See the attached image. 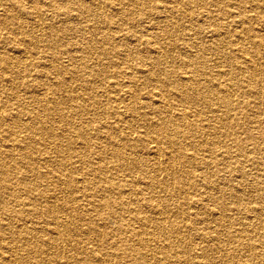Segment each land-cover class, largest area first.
<instances>
[{"label":"rangeland","instance_id":"rangeland-1","mask_svg":"<svg viewBox=\"0 0 264 264\" xmlns=\"http://www.w3.org/2000/svg\"><path fill=\"white\" fill-rule=\"evenodd\" d=\"M18 1L19 3L12 4L11 6H7V4L4 3L0 5V18L3 17L5 11L15 16V18L4 28L18 41H13L11 39L4 38L3 35H0V55L2 53V55L6 56L8 59H12L11 61H13L16 57V53L13 48L16 45L15 42H17L29 50V57L33 59L34 63L30 64L23 72H21V74L16 75L14 81H10L6 78L5 73L0 72V75H4V78L0 80V106L3 107V110L8 109L9 113L12 114V119L5 120L2 124L0 122V163L11 166L19 163L21 167L25 166L24 168H26V165L20 161L17 162V160L12 159L13 156H10L8 160V155L5 157V154L2 152L4 146H6V144L10 141V137L7 138L4 133L9 126L13 124L14 119H16L20 120V127L22 126L26 135L40 140V143H36L33 148L34 154L32 159H36V161L32 162L30 165L32 168L38 170L34 171L35 173L31 176H29L25 171L18 172L17 169H14L12 174H8L5 177L2 175L0 178V218H6L7 220L5 221L10 220L11 226L14 227L15 222L22 217L18 218L15 216L17 213L13 214L14 211H10L13 210V206L8 203V198L12 197L17 200L16 197L19 196L22 200L27 201L28 198H30V193H33L35 189L41 190L46 186L48 194H51L52 196L51 203H56L54 204L56 210H54L48 217L54 218L56 215L59 220L69 222L70 214L68 216L67 210H63L60 204H72L71 196L73 194L77 195L80 199L86 202L85 200H88L86 193H90L92 196L94 194L101 195L100 185L112 186L111 189L115 190L106 199L110 198L113 209L111 214H115L119 221L127 220L126 217L129 215L128 213L123 214V208L119 207L120 203H123L122 205L128 203L129 207L133 208V206L136 205H134L131 201L138 199L140 196H146L147 198L149 196L153 200H161V198L166 200V214L168 213L167 217H170V219L167 218L169 223L170 221L173 222V220H183L188 222L191 219L194 223L198 222L196 225L197 229H194L192 233L190 231H186L183 236L177 235L176 237H172L170 242H167L166 237L163 236L157 238L156 242H158V244L156 247L157 250L163 252V264H206L207 261L213 263L218 260L237 259H239L238 263H242V259H246V257L241 255L240 252L245 253L246 250L241 248L238 249L232 257L222 259L218 254L219 251L213 249V245L207 246L205 249L206 252L203 255L197 252L199 246L201 247L205 244L202 243V241L212 236L211 233L206 232L210 230L208 225L211 224L210 221H214V219L206 220V217L215 216L210 214L195 216L193 209L190 207V202L193 196L199 197L201 192L204 190L203 184H205L206 179L202 180L199 175L204 170L207 171H205V175L208 177L206 182L210 181V185H212L210 190H212L216 198H219L221 195L222 197H229L230 194H232L227 186L229 183L232 184L231 186L237 185L238 188L247 189L251 182V175H261V172L264 170V136H262L264 134L255 132L260 129V125H258L260 124V118L264 117V89L261 90V88H263L264 77L258 78V87L260 90H257L255 92L256 94L247 93L246 91L248 90L249 85L247 82H244V80L241 81L245 72L243 73V70L239 67V65L242 66L243 61L240 57L242 51L245 57H249L251 59V66L254 67L257 74H260L263 71L264 0H259L260 8L258 10V15L260 17L263 16L261 18L256 17L255 5L257 0L251 5V0H193L191 5L186 6L188 8V14H185V16H181V6H179L178 10L172 11L174 9L172 8L173 3L167 2L166 0H151V3L146 7L145 11H132L130 15L131 18H137L134 19L131 24H127L131 28L132 32L143 36H147L148 34L153 36L156 35L154 39H156L161 45V52H163L165 60L156 66L150 60L155 59L158 55H156V53L154 54V52L150 49H148V52H144V45L133 40V37L130 36L128 29L124 28L125 25L124 27L119 28L118 24L120 23L116 20L119 18L118 15H116L117 13H114L118 11V9L115 10V4H111V2H115L116 0H95L96 6L98 7H93V13L88 17H77V19L74 17V14L76 13L73 15L63 14L61 10H57L59 8L55 7L56 5L50 7L49 10H44L43 13L41 9H36L35 11L41 12L36 13L32 12L29 8H25L29 4L28 1L30 0ZM37 1H39L42 5H46L47 2L51 0ZM55 1L58 4H62L64 0ZM75 3L76 2H73V5ZM18 4L24 5V7H21ZM155 9L160 10L156 11ZM149 13L152 14L151 17H147ZM236 13L245 15L243 23L237 22V18L234 16ZM171 17L175 18L174 22L170 25L172 32L168 35H160V29L158 27L163 24L165 19H171ZM64 22L70 25L80 24L83 26V29L79 33L70 32L64 34L57 47L56 44L53 47L50 44H47V40L50 38L49 33L47 32V26L52 25L53 27H57L62 25ZM92 25L96 26L93 31H91ZM215 28H217V31L214 32V34H211V30H214ZM241 28L242 30L245 28V31L246 28H250V30L248 32H236V30H240ZM94 31L97 32L96 37L99 43L96 48H91L88 44V40L93 38L92 34ZM28 35L35 36L39 40V46H31L28 43ZM216 37H220L219 40L216 41L219 43V47L218 50H213L212 47L210 48V45L216 43L211 42L212 40H215ZM45 43L50 46V48H48ZM120 45H123L124 49H126L125 53H133L136 51L138 55H144V58L137 60L130 57L127 59L124 57L125 53L123 56L119 54L121 48ZM79 46H82V48ZM64 47L65 50H63ZM73 54H75L78 58L80 57L85 59L87 64H89L93 70L97 66L98 71L95 72V75H91L94 80L89 83V85L86 86L88 88L84 90V92L87 93L86 96L91 97L88 101V109L91 108V110H87V112L81 114L79 117L76 115L74 116L72 114V110L67 108L72 103L71 100H69L65 103V105H63L64 116L62 118L66 121V117L68 115H73L74 119L71 118L73 123L84 129V131L90 136L89 139L75 134L74 129L71 130L69 126L64 124L66 123L65 121L64 123L61 122L60 111L59 118L53 113L49 116H45V112L40 109L39 103L36 100H33V96H35L36 93L38 94V92L28 88V84L34 82H44L46 84L50 83L52 77L54 75H58L57 69L59 68L64 71V68L68 67L64 73L67 71V76H71L72 74L75 75L76 72L74 71L76 69L72 66V62L69 59V56H72ZM158 54L160 55L159 52ZM196 54H202L203 57L201 62L197 64L199 70H194V73H192L191 70L193 69L190 67H182L180 62L183 59H186V56ZM64 60H66V62L70 61L68 65L64 62ZM11 61L8 65L12 66L13 63ZM52 64L56 68H53L51 73V71L47 69L51 67ZM146 64L149 65L148 68L153 70L155 78L157 77L161 79L160 83L146 81V73L141 70L142 68L147 69ZM43 70H46L47 73V76L45 77L42 73H40V71L42 72ZM55 71L57 74H55ZM77 72L78 74L81 73L82 75H88L87 71L80 70ZM64 75L65 74H63V76ZM188 76H192L189 83L194 89L200 92L203 91V93H207L208 95L202 96V99L198 102L183 101L180 103L178 100H175L174 91L176 88H181V90L184 91L183 85L187 82L186 78H189ZM132 77L133 79H137L136 82L138 85L129 82ZM20 78L22 79L20 80ZM72 80L73 79H70V77H66L65 89L67 90H62L61 92L59 91V94H57L58 97L59 95L61 96V100L67 96L65 94H68V90L72 95L81 94V88L77 83H73ZM175 81H178L180 85L177 86L174 84ZM128 90H130L131 93H127ZM158 90H162L165 94H167L171 105L170 110H172L171 115H177L181 109L191 112L189 113L190 115L188 118H181L177 119L176 122H172L171 128L177 133L173 137L175 142L177 141V145L175 144V147L173 144L172 147L175 148L176 157L180 152L189 153L190 151L191 154H194V156L192 157L193 159H189L191 161H189V164L187 165L188 167L183 165L179 167V169H181V174L183 175L182 185L177 183V186H174V189L171 188V186L168 187L171 191L170 189L161 190L156 188L154 192L151 193L148 189H137V185L134 182L135 188L132 190L130 185L127 186L130 182L128 179L141 181L144 176L153 177L154 171L148 163L144 166L145 169L143 173L139 171V165L137 163H134L135 167H132L129 164L122 165V162H120L115 155L116 147L111 146V143L113 140L121 143L120 145H122L123 155H126L131 160H134L135 158L143 160L144 157L146 159L150 158L151 148H149L150 146L147 144V141H137L139 145L134 149L133 147H129L127 145V143L130 142L124 140V138L127 137V132H136V134L145 133L150 137H155L156 133L151 129V124L154 123L152 118L157 120L161 117L162 115L160 110L162 108L159 107L160 103L151 97L150 92ZM10 91H13L16 97L11 96L9 94ZM210 92H213V95L210 94ZM220 92L222 93L220 94ZM132 96L136 97V101H143V103L136 104V111H125L126 106L132 102L129 101L132 100ZM221 96H227L230 99V103H222L220 99L217 98ZM150 103H153L155 108L147 106ZM97 104L99 105L96 106ZM119 115H127V119L125 118L124 122L118 124V129H116L114 125ZM31 117L34 120L38 117H44V123L49 130L48 134L42 135L37 131L33 132L26 128L24 124H29L32 121H29ZM176 118L177 117H173V119ZM250 118L255 122L252 123L253 121H250ZM223 119H225L224 121L226 123L225 128L228 126L231 130L229 134H227L224 129L219 127V125H221V120ZM245 119H247V121ZM85 120H87V123L84 122ZM23 121L24 123H22ZM176 123L179 124L177 125ZM245 123L249 125L247 126ZM107 125L110 127H106ZM120 125L122 128L119 127ZM250 125H256L258 128L256 126L251 127ZM185 128L188 129V133L186 132V134ZM121 133L124 136H122ZM250 134L252 136L254 135L256 142L259 143L258 148H254L255 144L251 142ZM146 139L149 140V138ZM242 142H247L244 151L242 148ZM165 144L168 146L167 143ZM165 144L162 145L166 147ZM216 152L218 153L216 154ZM207 153H210L213 157L212 159L214 160L213 164L210 166V169L212 168L211 175L209 174V168L206 163ZM98 165H103L105 167L102 168V174L96 172L97 169H95V167H98ZM26 169H28V167ZM40 170L42 172L44 171V173L48 175V178L36 174L37 172H40ZM48 171L49 174L47 173ZM87 172L89 174H87ZM7 179H12L13 183H8ZM25 179L34 183V190H30L29 184H20L22 182L21 180ZM47 179L49 180L48 184H46ZM83 179H88V183L85 187L82 186ZM188 180L193 183V186H195L194 190L188 187ZM62 182L65 184L62 185ZM255 183L257 188L264 187V177H262L261 180L255 181ZM6 185H8V187H6ZM7 191H10V193L12 191L14 192L10 194ZM117 193H121V195L118 196ZM38 199L39 198H37V200ZM223 199L233 201L235 204H238L240 209H242L232 218L236 227L241 229L249 227L247 222L251 219L256 220V216L261 220V224L264 228V215L255 212L254 209L251 211H245L247 207L251 208L252 206L254 208L255 205H264V198L244 197L241 201H239V203L236 202L237 199ZM220 202L223 204L222 199L219 202L212 201V204L214 203L213 205L220 206ZM176 203H178L179 206ZM137 206L141 208L143 214H152L151 208L145 203H139ZM162 206L164 205L162 204ZM241 206H245V208H242ZM77 211L79 213V219L75 223L77 228H74L67 235L61 234V238L59 235L57 236V246L59 248H63V250L67 248V245L65 244L66 242L64 243V241H67L69 238V252L66 255L59 254V251L55 248H51L43 244V251L40 254L41 257L39 259L41 260V263L64 264L68 262V264H73L75 257L79 256L78 252L81 253V256L82 253L85 252L88 254L95 252L94 254L98 253L99 256L101 255L104 258V260L97 259V264H123V262L127 260L124 258L123 253L126 252V246L123 245L121 250H117L116 254L113 256L103 254L105 251V244L103 247L101 245L102 243L99 242L101 236L97 235L98 232L95 234L92 231V227L95 225L96 230L100 227V225L103 226L100 221L95 222L91 219L93 218L94 213L101 212H99L98 209L94 210L93 208L87 206L79 208ZM39 214L40 220L44 222L45 219L42 216L45 215L42 213ZM105 215L109 217V219L111 218L108 214ZM105 221L109 222L107 219ZM124 223V228L127 227V229H130V227H132L134 230H137L138 237L145 239L146 236L150 235L148 233L152 234V225H144L137 221ZM199 226L200 229L198 232ZM232 226H234V224ZM41 229H43V227H41ZM103 230V233H105L107 237L113 236V229L109 224L103 227ZM258 231H262L264 234V229ZM3 232V229L0 227V252H2L0 253V257H2L0 258V264H13L11 260H8L13 256L11 255L13 253L12 247H10L12 242L10 241V237L4 235ZM247 232L248 231H242V234ZM126 234H128V232H126ZM43 237H47V234ZM92 237L95 238V240H93ZM224 237L225 247L231 245V248L228 249L230 251L233 247H235V240L237 237L228 235H225ZM250 239H253L256 243L259 242V239L256 238V233H252ZM29 241L31 244L35 242L32 238H30ZM135 242H137V240H135ZM169 243L173 244L171 245ZM13 246L15 252L19 254L16 244H13ZM257 247L261 251L258 245ZM17 256L19 259L21 256L23 259L26 258L27 264L36 263L35 259L30 255L24 254L20 256L19 254ZM5 258H7L6 262L4 260ZM256 258H259L261 263L264 264V256ZM257 262L258 260L254 259V264H257ZM90 263L96 264L93 262ZM81 264L87 263L81 262ZM145 264H147V262Z\"/></svg>","mask_w":264,"mask_h":264},{"label":"bare ground","instance_id":"bare-ground-1","mask_svg":"<svg viewBox=\"0 0 264 264\" xmlns=\"http://www.w3.org/2000/svg\"><path fill=\"white\" fill-rule=\"evenodd\" d=\"M72 1L76 2V3L73 5ZM100 1H102V0H100ZM166 1L173 3L172 8H174V9L172 11L178 10L179 6H181L182 7L181 16H185V14H188V8L186 6L191 5V3L193 2V0H166ZM255 2H256V0H251L250 5L255 3ZM3 3L7 4V6H11L12 4L19 3V1L18 0H0V5H2ZM28 3L30 5L28 4L25 8H29L30 10H32V12L41 13V12L35 11L36 9L37 10L41 9V11L43 13L44 10H49L50 7H53L56 5L55 7L59 8L57 10H59V11L61 10L63 12V14L73 15L74 13H76V14H74V17H76V19H77V17H79V18L85 17V16L88 17L89 15H91L93 13V11H92L93 7L96 6L95 0H64L62 4H58V3H56L55 0H51V1L47 2L46 5L40 4V2L37 0H30V1H28ZM150 3H151V0H116L115 2H111V4H115V6H116L115 10L118 9V11H116L114 13H117L116 15H118L119 19H116V20H118V22L120 23V24H118L119 28L124 27V25H125L124 28L128 29L130 36L133 37V40L137 41L138 43H142L144 45V47H145L144 52H148V49H150L152 52H154V54L156 53V55H158V57H156L155 59L150 60L156 66L165 60V58H164L165 56H163V52H161V45L158 43V41L156 39H154L156 35L153 36V35L148 34L147 36H143L141 34L140 35L136 34L135 32H132L131 28L127 25L129 23L131 24L134 19H137V18H131L130 15H131L132 11L133 12L134 11L135 12H139V11L143 12L146 10V7ZM18 5H20L21 7H24V5H21V4H18ZM255 6H256V17L257 18L263 17V16L260 17L258 15V10L260 8L259 0H257V3ZM96 7H98V6H96ZM127 10H130V11H127ZM157 10H160V9H157ZM151 15L152 14L149 13L147 17H151ZM234 16L237 18L236 19L237 22H241V23L244 22L245 15H241V14L236 13ZM14 18H15V16L13 14L7 13L6 11L4 12L3 17L0 18V35H3L4 38L11 39L13 41H17V39H15L13 37V35L10 34L4 28ZM174 20H175V18L171 17V19L167 18L163 21V24H161V26L158 27L160 29V35H163V34L168 35V34H170V32H172L170 25L174 22ZM101 22H102V20H101ZM60 24H62V23H60ZM95 25H96V23H95ZM95 25H92L91 31H93V29L96 27ZM82 29H83V26L80 24L70 25L66 22H64L62 25L57 26V27H55V26L53 27L52 25H48L47 26V32L49 33L50 38H49V40H47V44H50L52 47L56 44V47H57L58 43L61 41V38L64 34L70 33V32L79 33ZM206 29H207V27H206ZM249 30H250V28H246V31H245V28L243 30L241 28L240 30H236V32H244V31L248 32ZM216 31H217V28H215L214 30H211L210 33L214 34V32H216ZM96 34H97V32L94 31L92 34L93 38H90L88 40L89 41L88 44L91 48H94V47L96 48L98 46L99 41L96 37ZM219 38L220 37H216V39L212 40L211 42H216L217 40H219ZM17 42H15L16 45L13 48L14 52L16 53V57L13 61H11L12 59H8L6 56L2 55V53L0 55V72L5 73L6 78H8L10 81H14V78L16 75L21 74V72H23L30 64L34 63L33 59H31L29 57V52H28L29 50L26 47H24L22 44L17 43ZM28 43L31 46H39V40L35 36L28 35ZM47 44L45 43V45L48 48H50V46H48ZM82 46H79V47L82 48ZM120 47L121 48H120L119 54L123 56L126 49H124L123 45H120ZM211 47L213 48V50H216V49L218 50L219 43L216 42L214 44H211L210 48ZM63 50H65V47ZM84 50H86V49H84ZM220 51H222V50H220ZM75 52H76V50H75ZM158 52L160 53V55L158 54ZM260 56H262V55H260ZM43 57H45V56H43ZM76 57L77 56L75 54H73L72 56H69V59L72 62L71 63L72 66H74L76 69L74 71V72H76L75 75L72 74L71 76H67L66 75L67 71L64 73V71L68 67L64 68L65 69L64 71H63V69L60 70V68H59V69H57V72H58L57 76L58 77L53 74L54 76L52 77V80L50 81V83L46 84L44 82H34L31 84H28V88H31L32 90H34V91L36 90L38 92V94L36 93L35 96H33V100H36L39 103L40 109L45 112V116H49L53 113L59 118V111H60V118H61V122H63V123L65 121V119L62 118L64 116L63 115V108H64L63 105H65V103L68 102L69 100H71L72 103L67 108L72 110V112H73L72 114L74 116L76 115L79 117L81 114L87 112V110H91V108L88 109V107H89L88 101L91 97L86 96L87 93L84 92V90H86L88 88L86 86L89 85V83H91L94 80V78L91 75H95V72L98 71V67L96 66V68L93 70L91 68V66L89 64H87L85 59H82L80 57L76 58ZM124 57H126L127 59H129L131 57L132 59H137V60L139 59L140 60L141 58H144V55H141V54L138 55V53L136 51H134L133 53H125ZM202 57H203L202 54L186 56V59H183L180 62V64L182 67H185V68L190 67L191 69H193V70H191V72L194 73V70H197V71L199 70L197 64H199L201 62ZM240 57L242 58L243 61H242V66L239 65V67H241V70H243V73L245 72L244 77L241 79V81L244 80V82H247V84L249 85L248 90L246 91L247 93L256 94L255 92L257 90H260L258 87V85H259V82H258L259 79L258 78L264 77V64L262 65V68H263L262 73L257 74L254 67L251 66L252 65L251 59L249 57H245V55H243L242 51H241ZM66 60H64V62H66ZM10 61L13 63L12 66L8 65ZM69 62H66L67 65ZM66 63H65V65H66ZM146 65H147V69H145V68L141 69L142 72L146 73V75H145L146 81L155 82V83L159 82L160 83L161 79H159L157 77L155 78L153 70L148 68V66H149L148 64H146ZM59 66H60V64H59ZM53 68L55 69L56 67H54V65L52 64V66L49 67L47 70L51 71V73H52ZM80 70L87 71L88 75H82L81 73L78 74L77 71H80ZM57 72L55 74H57ZM40 73H42L44 77L47 76L46 70H43L42 72L40 71ZM63 74H65V75L63 76ZM69 75H70V73H69ZM66 77H70V79H73L72 80L73 83L78 84V86L81 88V94L80 95H77V94L72 95V94H70V91L68 90L67 91L68 94H65L67 96L63 100H61L62 99L61 96L59 95V97H58L57 94H59V91L61 92L62 90H67V89H65L66 88L65 87ZM191 77L192 76H190L189 78H186L187 82H185L183 85L184 91H182L181 88H176L174 91L175 100H178L180 103H182L183 101L184 102H187V101L198 102L199 100L202 99V96L208 95L207 93H203V91L202 92L197 91L196 89H194L192 87V85L189 83V80L192 79ZM3 78H4V75H0V80H2ZM21 79L22 78H20V80ZM136 81H137V79H133V77H132V79L129 80L130 83L138 85ZM141 82H142V80H141ZM174 84H176L177 86L180 85V83H178V81H175ZM262 87L263 88H261V90L264 89V83H263ZM128 92L131 93L130 90H128L127 93ZM221 93L222 92H220V94ZM9 94L13 97H16V95L13 91H10ZM150 94H151V97H153L156 101H158L160 103L159 107L162 108L160 110V113L162 116L159 117L157 120H154L152 118L154 123L151 124L152 125L151 129H152V131L153 130L155 131V133H156L155 137H150L145 133L144 134L143 133L142 134H139V133L136 134V132H127V137L124 138V140L130 142V143H127V145L129 147H133L134 149L136 147H138V145H139L137 143V141H143V140L147 141V144L150 146L149 148H151L150 158L146 159L144 157L143 160L139 159V158H135L134 160H131L126 155L125 156L123 155L122 145H120L121 143H118L116 140H113L111 143V146L116 147L115 148V155L120 160V162H122V165H128L129 164L132 167H135L134 163H137L139 165L138 168H139V171L141 173H143V171L145 169L144 166L146 165V163H148L151 166L152 170L154 171L153 177L144 176L141 179V181L140 180L137 181L136 179H128V180H130V182L127 184V186L130 185L131 189L134 190V188H135L134 182H135L137 185V189H139V190L140 189H148V190H150L149 192L153 193L156 188L161 189V190H164V189L167 190V189H170V188H168L170 186H171V188L174 189V186L176 187L177 183L179 185H182L183 184V175L181 174V169H179V167L181 165L187 166L189 164V161H191L189 159H193L192 157L194 156V154H191V151L189 153H186V152L182 153L179 151L180 153L176 157V155H175L176 153L174 150L175 148L172 147L173 144L175 147L177 145V143H176L177 141L175 142V139H173L174 135H176L177 133L171 128L172 122L173 121L176 122L177 119L188 118V116L190 115L189 113H191V112L188 110L186 111L184 109H181V110L178 109L179 112L177 113V115L176 114L171 115L172 110H170L171 105H170V100H169L167 94H165V92H163L162 90L150 92ZM210 94L213 95V92H210ZM233 97H234V95H233ZM217 98L220 99V101L224 104L230 103V99L227 96H221V97H217ZM13 99H15V98H13ZM58 99H59V101H58ZM78 100H80V101H78ZM129 101L130 102L132 101V102H131V104L126 106L125 111H130V112L136 111L135 110L137 108L136 104L137 103H140V104L143 103V101H141V102L136 101L135 96H132V100H129ZM251 102H252V100H251ZM98 105L99 104H97L96 106H98ZM147 106H149V107L152 106L155 108V105L153 103H150ZM2 108L3 107L0 106V122H1V124L5 120L12 119V114L9 113V110L8 109L3 110ZM92 109H93V107H92ZM174 109H175V107H174ZM73 115H70V116L68 115L66 117V121H65L66 123H64V124L69 126V128L71 130L74 129L75 134H78L81 137L89 139L90 136L87 134V132H85L84 129L80 128L78 125L73 123V121H72V119H74ZM126 116L127 115H125V116L119 115V117H118V119L114 125V127H116V129H118V127H117L118 124L125 121ZM173 117H177V118L173 119ZM214 117H216V116H214ZM251 118L249 120L253 121V120H251ZM44 119H45L44 117H38V118H36V120H34L31 117L29 121H31V120L32 121L29 124H24V126L33 132L37 131L42 135H46V134H48L49 130H48V127L44 123L45 122ZM15 120L16 119H14V121ZM224 120L225 119L221 120V125H219V127L224 129L227 132V134H229V132L231 130L228 128V126L225 128L226 123ZM245 120L247 121V119H245ZM14 121H13V124L11 126H9V128L4 133V135L7 138L10 137V141L6 144V146H4V149L2 152L5 154L4 155L5 157H6V155H8L7 159L10 156H13L12 159L17 160V162L20 161L21 163L26 165V168L28 167V169L24 168L25 166L21 167L19 165V163L17 165L14 164L13 166L3 165L0 163V174H1L0 178L2 177V175H4V177H5L8 174H12V171L14 169H17L18 172L25 171L29 176H31L33 173H35L34 171L38 170V169L36 170V169L32 168L30 165L32 162L36 161V159H32V156L34 154L33 148L35 147L36 143H40V140L37 138L34 139V138L26 135L24 130L22 129V126L20 127V125H21L20 120H16L15 123H14ZM76 121H78V120H76ZM140 121H142V120H140ZM84 122L87 123V120H85ZM254 122L255 121H253L252 123H254ZM22 123H24V121ZM259 123L260 124H258V125H260V127H259L260 131L258 129H255V130H258L255 132H257V133L260 132L259 134H261V133L264 134V117L260 118ZM245 124H247V123H245ZM121 125L119 127H121ZM248 125L249 124H247V126ZM256 125H252V126L250 125V126L253 127ZM106 127H110V126L107 125ZM128 129H129V127H128ZM185 130H184L185 134H186V132L188 133V129L185 128ZM90 134H92V133H90ZM123 134H125V133H123ZM123 134H122V136H124ZM96 136L99 137L98 135H96ZM187 136H191V135H187ZM262 136H264V135H262ZM185 137H186V135H185ZM146 138H149V140H147ZM183 138H184V136H183ZM185 139H183V140H185ZM250 140L252 143L255 144L254 148H258L259 143L256 142L254 135L252 136L250 134ZM73 141H75V140H73ZM165 143H167L168 146H166ZM73 144H75V143H73ZM159 144L160 145L165 144L166 147H164L163 145L160 146ZM246 145H247V142H242L243 151H244ZM143 147H145V146H143ZM217 150H218V148H217ZM109 152H111V151H109ZM217 153L218 152H216V154ZM206 156H207L206 157V159H207L206 163H207V166L209 168L208 171H209V174L211 175V171H212L211 169L212 168L210 169V166L213 164L214 160L212 159L213 157L210 153L209 154L207 153ZM24 159H26L27 162ZM4 160H6V159H4ZM217 160H219V159H217ZM46 161H48V160H46ZM102 168H105V167L103 165H98V167H95V169H97L96 172L99 174H102V172H103ZM46 169H47V167H46ZM205 171L206 170L202 171L199 174L202 180H204V179L207 180V178H208L205 175L207 171L206 172ZM47 173L49 174V171ZM91 173H93V172H91ZM36 174L42 175V176L48 178V175H46V173H44V171L42 172L40 170V172H37ZM87 174H89V173L87 172ZM209 174H207V175H209ZM251 176H252V178L250 179L251 182H250L249 187L247 189L238 188L237 185L231 186L232 184H230V183L227 184L230 191L232 192V194H230L229 197H222V195H221L219 198H216V196H214V193L212 192V190H210V187H212V185H210V181L206 182V180H205V184H203L204 190L201 192L199 197H195V196L191 195L193 197L191 198L190 207L193 209V213L195 216L203 215V214H210V215L215 216V217H213V216H207L206 217V220L214 219V221H212V220L210 221L211 224L208 225L210 230L206 232V233H211L212 236L207 238L206 240L202 241V243H205V244L202 245L201 247L199 246V248L197 249V252L199 254L203 255L206 252L205 251L206 247L213 245V249L216 251H219L218 254H219L220 258L222 259V258L232 257L234 255V253L240 248L246 250L245 253L240 252L241 255L246 257V259H242V263H238L239 259H237V260H222V261L218 260V261H214L213 263L212 262L210 263V261L209 262L207 261L206 264H254V259L258 260L257 264H262L261 261L259 260V258H256V257H263L264 256V242H263L264 234L262 233V231H258V230L264 229L262 224H261V220L255 216L256 220L251 219L250 221L247 222L249 227H246L245 229H243V228L241 229V228L236 227L232 218L234 215H236V213H238L242 209H240L238 204H235L233 201L223 199V198H226V199L230 198V199H234V200L237 199L236 202L239 203V201H241L242 198H244V197H247V198H251V197L264 198V187L257 188L256 183H255V181L261 180L262 177H264V170L261 172V175L253 174ZM165 177H167V178H165ZM7 180H8V183H13L12 179H7ZM128 180H125V181H128ZM21 181H22L20 183L21 185L22 184L23 185L29 184L30 190L35 189L34 183L29 182V180L25 179V180H21ZM48 183H49V180L47 179L46 184H48ZM82 183H83L82 186L85 187L88 183V179H83ZM64 184L65 183L62 182V185H64ZM187 184H188L189 188H192L193 190L195 189V186H193V183L191 181L189 182V180H188ZM96 185H99V184H96ZM6 187H8V185H6ZM100 187H101V195L94 194L92 196V194L86 193V195L88 196V200H85L86 202H84L82 199H80L77 195L73 194L71 196L72 204H68V205L60 204V206L63 210L64 209L67 210V212H68L67 215L69 216V214H70L69 222H64V221L59 220L56 215L54 218L48 217L53 213L54 210H56L55 205H54L56 203H51L52 196H51V194H48L46 186L44 189H41V190L35 189V191L33 193H30V198H28L27 201L22 200L21 197H19V196L16 197L17 200L15 198L9 197L8 203L13 206V210H10V211H12V212L14 211L13 214L17 213L18 216L15 215L16 217H18V218L22 217V218L18 219L15 222L14 227L11 226L10 220L5 221V220H7L6 218L5 219L3 217L0 218V227L4 231L3 234L6 236H9L10 241L12 242V245L10 247H12L13 253L11 255H13V256L11 257V259H8V260H11L13 262V264H27V259L26 258L23 259V257L21 256V255L25 254V255L32 256L36 261L35 264H42L41 260H39V259L41 257L40 254L43 251V249H42L43 244H45L51 248L52 247L55 248L57 251H59V254H65L66 255L69 252V248H68L69 238L67 239V241H64V243L66 242L65 244L67 245V248L65 250H63V248H59L57 246V244H58L57 236L59 235V237L61 238V234L67 235L74 228H77V226L75 224L77 222V220L79 219V213L77 210L79 208H83L84 206L91 207L94 210L98 209L99 212H101V213H94L93 218H91V219L95 222L100 221L103 224V226L100 225V227L97 230H96V225L92 227V231L95 234L98 232L97 235L101 236L100 241H99L102 243L101 245L104 247V244H105V251L103 254H107L108 256H113L116 254L117 250H121L123 245L126 246V252H123V253H124V258H126L127 260L124 261L123 264H141V263L145 264L146 262H147V264H163V262H162L163 252L162 251L160 252L159 250H157V247H156L158 244V242H156L157 238H159L160 236L161 237L163 236V237H166L167 242H170L171 241L170 239L172 237H176L177 235L183 236L184 232L190 231L192 233L194 231V229L195 230L197 229L196 225L198 222L194 223V221L192 219L188 222L183 221V220L182 221H179V220L174 221L173 220V222L170 221V223H169L167 218L170 219V217H167L168 213L166 214V211H167L166 200L163 198H161V200L160 199L159 200H153L149 196H148V198L146 196H144V197L140 196L138 199L131 201V202H133L134 205H136V206H133V208H130L128 203H125V205H122L123 203H120L119 207L123 208V212H124L123 214L128 213L129 215L126 217L127 220L119 221L115 214L114 215L111 214L113 212V209H112L110 198L106 199L111 193L114 192L115 189L114 190L111 189L112 186H101L100 185ZM223 189H225V188H223ZM170 191H171V189H170ZM7 192L10 193V191H7ZM13 192L14 191H12L11 193H13ZM117 194H118V196L121 195V193H117ZM172 194H173V192H172ZM37 198H39V199L37 200ZM120 199H121V197H120ZM176 199H177V197H176ZM221 199L223 200V204L220 202L219 203L220 206H215V205H213L214 203L212 204V201L213 202H219ZM91 200H94V201H91ZM177 201H178V199H177ZM138 202L142 203V204L145 203L147 206H149L151 208L152 214H146V213L143 214L141 208L137 206V205H139ZM162 204L165 206V208H164V206H162ZM176 204L178 205V203H176ZM241 207L245 208V206H241ZM179 208H177V209H179ZM252 209H254L255 212L260 213L261 215H264V205H255L254 208L252 206H251V208L247 207V209L245 211H251ZM173 210H176V209H173ZM39 213H42L45 215V216H42L45 219L44 222L42 220H40V214ZM105 214H108L111 218L109 219V217H107ZM90 217H92V216H90ZM106 219L109 222H106L105 221ZM130 221L131 222L137 221V222L144 224V225L145 224L152 225V227H153L152 234L148 233L150 235L146 236L145 239L142 237H138V231L137 230H134V228H132V227H130V229H127V227L126 228L123 227V225H125L124 222H130ZM108 224L113 229V236H111V237H107V235H105V233H103L104 232L103 227L107 226ZM233 224H234V226H232ZM256 225H261V226H256ZM41 227H43V229H41ZM44 228H45V230H44ZM199 229H200V226L198 227V232H199ZM242 231H248V232L242 234ZM126 232H128V234H126ZM206 233H204V234H206ZM252 233H256V238L259 239V242L257 241L258 243L254 242L253 239H250V237L252 236ZM46 234H47V237H43ZM225 235L237 237V239L235 240L236 241L235 247H233L230 251L228 249L231 248V245L228 247H225V243H224L225 242V237H224ZM115 237H117V238H115ZM30 238H32V240H35V242L31 244V242L29 241ZM93 240H95V238H93ZM135 240H137V242H135ZM1 244H3V243H1ZM13 244H16V246H17V250L19 251V254L21 256V257L19 256L20 259L17 256L19 254H17L14 250ZM169 244L172 245L173 243H169ZM257 245L260 247L261 251L258 249ZM59 249H61V250H59ZM99 251H100V249H99ZM0 253H2V252H0ZM94 253L88 254L85 252V253H82V256H81V253L78 252L79 256L75 257L73 264H81V262H84V263L86 262L87 264H91L90 262L96 263V261H98L97 259H99V260L103 259L104 260V258L101 255L99 256L98 253L97 254H94ZM67 257H70V256H67ZM0 258H2V257H0ZM7 258L4 259L5 262L7 261ZM201 262H203V261H201ZM64 264H68V262H66Z\"/></svg>","mask_w":264,"mask_h":264}]
</instances>
